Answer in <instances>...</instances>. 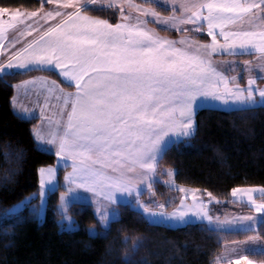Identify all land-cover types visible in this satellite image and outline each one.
I'll return each instance as SVG.
<instances>
[{
    "label": "snow or ice",
    "instance_id": "snow-or-ice-1",
    "mask_svg": "<svg viewBox=\"0 0 264 264\" xmlns=\"http://www.w3.org/2000/svg\"><path fill=\"white\" fill-rule=\"evenodd\" d=\"M89 2L95 4L96 0H85V3ZM181 7L207 10L206 15L202 11L196 12L179 23L198 24L195 31L199 32L204 28L201 22H206L207 35L213 41L211 45L202 46L210 49L208 55L218 49L254 48L264 52V31H225L238 24L241 28L245 23L251 26L257 17L254 10L264 13V0H207L206 3H183ZM7 11L0 7V14ZM118 11L123 17V10ZM148 14L144 12V15ZM52 15L48 13L49 17ZM60 15L58 11L55 13V16ZM151 15L160 23L171 22L174 27L178 22L177 17L166 19L154 10ZM37 16L36 11H16L11 15V21ZM6 27L14 28L15 24L0 19V37ZM28 27L29 35L39 31L31 25ZM216 29L224 43L217 39ZM176 43L161 40L138 27L112 24L76 12L69 14L63 23L47 27L39 39L28 43L14 54L15 59L9 60V68L25 69L30 65L54 68L76 88L75 94H68L63 101L64 108L70 105L66 123L61 125L57 120L55 128L47 133V142L57 145L56 155L71 161L72 171L65 177L68 182L65 197L80 188L102 197L107 204H115L117 193L131 195L156 171L166 137L172 134L188 137L193 133L196 110L216 101L224 104L253 101L255 79L248 80L246 90L230 87L228 78L212 66L210 59L176 47ZM3 47L0 43V48ZM259 96L264 98V90L259 91ZM63 111L62 108L61 119ZM36 137L39 140L46 138L39 131ZM46 171L51 178L55 170L49 168ZM254 192L264 197V188H236L232 195L247 196L257 213L264 212V203H257ZM193 199H196L195 195ZM140 207L156 223L173 218L183 220L187 215L185 211L165 213L163 205H159V212L144 205ZM200 214L207 215L202 206L197 212ZM237 219L254 221L255 218ZM258 238L252 236L249 240ZM242 260L243 264H253L247 256ZM235 264H241V261L237 260Z\"/></svg>",
    "mask_w": 264,
    "mask_h": 264
},
{
    "label": "trees",
    "instance_id": "trees-1",
    "mask_svg": "<svg viewBox=\"0 0 264 264\" xmlns=\"http://www.w3.org/2000/svg\"><path fill=\"white\" fill-rule=\"evenodd\" d=\"M146 5L168 14L159 6ZM41 6L42 0H0V7L26 13ZM83 12L112 24L120 19L115 8ZM195 37L208 41L206 35ZM248 58L237 56L240 60ZM36 75L52 77L69 88L50 71L0 74V264H214L226 245L252 236L264 241V215L257 228L249 231H225L203 223L173 228L150 223L127 204L117 206L118 218L107 228L102 227L91 205L73 204L67 214L75 227L66 230L58 207L62 169L59 187L48 195L45 215L39 219V170L54 166L57 157L37 146L34 130L38 120L19 117L12 106L15 86ZM195 120L193 134L172 144L158 167L175 169L177 186L213 199L215 202L208 204L211 217L253 214L247 204L233 201L231 193L236 188L264 187V106L203 108ZM139 197L151 210L160 211L159 205H163V211L170 213L179 207L183 196L180 190L156 182ZM28 199L22 209L14 211ZM249 257L264 262V253Z\"/></svg>",
    "mask_w": 264,
    "mask_h": 264
},
{
    "label": "crops",
    "instance_id": "crops-1",
    "mask_svg": "<svg viewBox=\"0 0 264 264\" xmlns=\"http://www.w3.org/2000/svg\"><path fill=\"white\" fill-rule=\"evenodd\" d=\"M207 0H96L95 4L92 3H85V0H52L51 3H46L45 0H42L41 8L37 9L38 16L34 18L25 19L23 17L18 18L17 21H14L15 27L14 28H5L2 37H0V43H3L4 47L0 48V74L7 73L10 71H30L31 70H39V71H50L55 73L59 79L69 88L64 87L60 82L55 80L52 77L46 75H36L29 79H26L15 86L14 95L12 98V106L13 110L16 115L23 119H37L38 124L34 130V138L37 143V146L43 150L56 155L57 153V145L48 143L47 142V133L55 128V122L60 120L61 125L66 123V114L67 111L70 110V105L67 108H64L63 101L68 96V94H75L76 88L74 85L65 81V79L59 74L58 70L54 68H35L33 66H29V68H18V67H7V64L10 59H15L14 54L22 49L23 47L27 46L28 43H31L33 40L39 39V36L43 34V32L49 26H55L58 23H63L64 20L68 18L69 14H73L79 12L81 15H87L94 19H100L97 17L90 16L84 13V10L87 9H100V8H115V9H122L123 10V17L120 15V19L118 23L127 24L131 27H138L146 31H150L155 36L160 38L161 40L166 41H173L177 42L175 44L176 47H179L185 51H188L191 54H200L206 56L208 59L211 60L212 66L216 68L218 72L223 73L228 80L233 77L234 75H238L243 72H249L250 78L256 79V86L255 90H253V102L254 105H246L240 104V107H234L235 103L229 101L228 104H224L223 101H216L210 104L203 106L202 108L196 110V113L203 109V108H214L219 110H232L238 108H254L258 106H264V98L261 100L259 98V91L264 90V52H260L254 48H245V49H224V50H217L216 52L211 53L210 49H204L203 45H211L213 41L211 37L207 35L206 32V22L204 23V28L197 32L195 28L198 27L197 25L189 24V23H179V21L186 20L192 17L196 12L202 11L204 15L207 14L206 9H199V8H190L185 10L181 7L183 3H206ZM66 4H70L71 6L65 7ZM146 4H153L159 6L168 11V14L165 15L160 13L153 7H150ZM111 5V6H109ZM83 6V7H82ZM139 6V7H137ZM7 9V8H6ZM154 10L159 14L160 17L163 18H170L172 16L177 17V24L174 27L172 23L164 24L160 23L154 16L151 15V11ZM9 12H16L19 11L21 13L22 10H8ZM60 12L62 15L55 16L56 12ZM147 11L149 14L144 15V12ZM257 12V17L255 22L249 26L248 24H243L241 28L238 25L229 26L225 29V31H237V30H244V31H264V13L259 12L258 10H254ZM33 12V11H32ZM31 13V12H29ZM48 13H52L51 17L48 16ZM2 20L7 22V12L3 13ZM23 22H20V21ZM103 20V19H101ZM13 23V22H12ZM29 25L32 28H39V31H32L31 35L28 34L30 31ZM161 30L174 32L176 36H170L168 34L162 33ZM181 29H187V31H182ZM217 32V39L220 43H224L223 37L219 36V29L215 30ZM23 33V35H21ZM195 35H206L208 37V41H202L195 37ZM184 40V44H180L179 41ZM15 41H19L14 43ZM249 56L248 59L240 60L237 59V56ZM239 61L242 62L238 65V67H234L235 64L233 62ZM245 61V62H244ZM248 64H246L247 62ZM231 63V64H230ZM246 64V66H245ZM252 64V65H250ZM233 65V67H231ZM243 69V70H242ZM54 82V83H53ZM230 86V85H229ZM232 87V86H230ZM246 90V89H245ZM245 95L247 92L245 91ZM57 97L60 99L58 100ZM247 102V103H250ZM199 103V101H197ZM234 105V106H232ZM63 111V119H61V109ZM194 116V129L196 126V120ZM51 121L52 123H49ZM37 131L41 132V134L45 135L44 140H39L36 137ZM194 132V131H193ZM193 134V133H192ZM191 134V135H192ZM190 135V136H191ZM188 137L177 136L175 134L166 137L165 143L167 145L163 146V153L172 146L177 141L186 140ZM163 155V154H162ZM57 162L55 166L43 167L39 170V179H40V192L41 186L43 183V175L47 174V169L51 168L54 169V174L51 177L52 179V186L53 191H46L47 195L43 198V202H41L40 192L38 194L39 200V210H38V217L39 219H43L45 213H41V208L47 206V199L48 195L51 192H54L59 187V178H58V170H64L63 178H62V192L59 195V205L61 201L65 197V193L67 192L68 182L65 179L67 174L72 171L70 164L71 161L65 160L60 156L56 155ZM161 157H158L160 160ZM44 170L43 172L41 170ZM43 173V174H42ZM156 171L150 175V178L147 179L145 182L140 183L138 185V189L136 192H133L130 196H137L139 193L146 190L153 180V176L155 175ZM155 181V180H154ZM153 181V182H154ZM258 189L264 187H243L240 189ZM73 197L70 198L69 207L73 204H88L93 207L95 210V214L99 217V214L102 213L103 210H108V208L112 207L113 205H117L121 202H116L115 204H107L106 201L103 200L102 197L94 196L92 193L86 191L85 189L76 188L73 192ZM254 198L257 200V203H264V197H261L259 192L253 193ZM232 200L235 202L245 203L248 206L251 204L249 203L247 196L242 194H237L233 196L231 193ZM63 198V199H62ZM30 202L28 199L26 203ZM181 205V204H180ZM68 207V209H69ZM67 209V210H68ZM177 211V210H176ZM254 214H257L254 212ZM264 215V212H263ZM185 226V225H183ZM182 227V225H181ZM248 240L243 242L248 243ZM261 239L255 240V244L260 243ZM264 242V241H262ZM237 243H233L230 245H234ZM224 251V250H223ZM222 251V252H223ZM253 251H248L244 256L248 258L250 254H254ZM222 254V253H221ZM220 254V255H221ZM252 259V258H251Z\"/></svg>",
    "mask_w": 264,
    "mask_h": 264
},
{
    "label": "rangeland",
    "instance_id": "rangeland-1",
    "mask_svg": "<svg viewBox=\"0 0 264 264\" xmlns=\"http://www.w3.org/2000/svg\"><path fill=\"white\" fill-rule=\"evenodd\" d=\"M13 13H15V12L7 11V22L8 23H12V22L14 23V21H11V15ZM2 17H3V14H0V19H2ZM240 63H242V62H240ZM240 63H239V61L233 62V64H235L234 67L235 68L238 67V65ZM248 63L249 62H247L246 64H248ZM246 64H245V66H246ZM250 65H252V64H250ZM231 67H233V65ZM249 79H250L249 72H243V73H240L238 75H234L233 77H231L229 79V85L232 86L233 88L235 86H239L242 89H247ZM255 86L253 87V90H255L254 89ZM259 98L261 100H263V98H261L260 96H259ZM254 104L255 103H253V102L246 103V105H249V106L254 105ZM232 106H234V105H232ZM240 106H242V105L235 104L234 107H240ZM165 145H167V144L164 143L163 146H165ZM175 173H176V170L172 169V168H167V167L159 168L158 167V161H157L156 173L153 176V180L151 181L150 185L155 184L156 182H159V183L163 184L164 186L169 187L171 189L180 190V192L182 193V196H183L181 205H179V207L177 209L171 211L168 214H171V213L177 212V211H185V212H187V215L184 217L183 220H178V219L173 218L171 221H168L165 223L152 222L147 217V215L143 212V209L140 207V205L145 206V204L139 200L140 199L139 196L142 192L139 193V195H137V196H135V195L130 196L129 194H125V193H117L116 194V202H121L119 204H124V205L127 204V205L131 206L132 209L140 212L152 224H160V225H165V226L173 227V228L181 227V225L183 226V225H187L190 223H203V224H207L208 226H210L212 228L225 230V231H249L251 229L255 230L257 228V226L261 220V217L263 215V212L257 213L254 210V208L252 207V205H250L249 207L251 209H253V214H251V215H240V214H238L236 216H232V217L227 216L224 218L211 217L208 214V204L213 203L215 201L213 199L210 200L208 198L203 197L202 193H200L198 191L185 189V188L177 186L174 182ZM58 174H59V170H58ZM42 178H43V183H42L41 192H40L41 202H43V198L46 197V195H47L46 191L47 192L49 190L53 191V190H51V189H53L52 179L50 177H48L47 174H44ZM150 188L151 187L148 186V188L144 191H147ZM193 195H195L196 199H193ZM71 197H73V193H68L67 197H64V199L61 201V204L59 205V203H58V207L64 216L62 219V223H63V227L66 230H72L75 227L73 224V219L67 214V211H68L67 209H68L70 203L66 202V201H71L70 200ZM24 204H25V202L16 206L14 208V211H18V210L22 209L24 207ZM119 204H117L115 206L113 205L112 207L108 208V210L107 209L103 210L102 213L99 214V219L101 221L103 228H107L109 226V223L112 220L118 218L119 214H118L117 206ZM201 206L203 208V212L207 214L206 216L203 214L197 215V212L200 210ZM38 210H39V202H38ZM41 210H42L41 213H43V212L45 213L46 207L41 208ZM154 212H159V211H154ZM254 212H256L257 214H254ZM245 216H253L255 219H254V221H248V220H242V219L238 220L237 219L238 217H245ZM208 217H211V219H208ZM89 230L94 231L95 229L91 228ZM236 243L237 244H234V245H226L224 247V251L222 252V254L219 255L215 259L214 264H235V262L237 260H240L241 264H243L242 258L244 257L246 252L253 251L255 253H264V242H262V241H260V243H257V244H255V241H251V240H248V243L243 242V241L242 242H236ZM249 260H251L253 262V264H262L256 259L249 258Z\"/></svg>",
    "mask_w": 264,
    "mask_h": 264
}]
</instances>
